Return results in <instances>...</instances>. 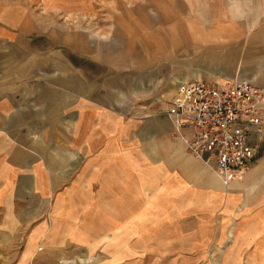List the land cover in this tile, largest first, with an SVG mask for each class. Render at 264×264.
Instances as JSON below:
<instances>
[{"label": "crops", "instance_id": "0c3cea01", "mask_svg": "<svg viewBox=\"0 0 264 264\" xmlns=\"http://www.w3.org/2000/svg\"><path fill=\"white\" fill-rule=\"evenodd\" d=\"M200 1L172 0L151 25L141 15L134 45L113 62L86 50L82 33L44 25L68 13L67 0H0V263L111 254L115 236L179 252L229 233L227 245L241 247L252 234L239 231L264 229V138L224 186L162 113L182 81L264 88V23L213 20L211 0Z\"/></svg>", "mask_w": 264, "mask_h": 264}, {"label": "rangeland", "instance_id": "374dc122", "mask_svg": "<svg viewBox=\"0 0 264 264\" xmlns=\"http://www.w3.org/2000/svg\"><path fill=\"white\" fill-rule=\"evenodd\" d=\"M67 1L68 13L53 11L51 21L44 25L50 26L52 30L58 29L61 24L67 25L70 38H73L76 32L82 33L85 36L83 39L86 40V50L92 54L101 52L113 62L122 61L120 59L123 58L126 46L134 45V34H139L141 15H144L147 24L151 25L152 15L157 11L171 14L177 8L171 4L172 0H81L83 5H88L82 10H76V1L79 0ZM203 7L206 10L212 9V12L205 16L213 20L217 18L230 23L241 17L239 19L248 22L264 23V0H211L209 7ZM36 8L37 11L40 10V7ZM189 9V6H186L185 10ZM182 14L181 17H184L187 12ZM220 24V21L212 22L210 28L218 29ZM164 68L166 75L169 70L166 68L169 67ZM166 88L167 85L163 86V92ZM159 98L164 100L162 96ZM166 101L165 99L164 102ZM259 225L253 230L239 231L244 237L252 234L249 238L235 239L238 242L242 240L241 247L237 242L232 247L227 245L233 239L229 233L221 245L197 244L185 251H182L181 247L179 252H174L171 247L152 245L150 237L144 240V245L140 244L139 237L123 245V240L115 236L109 239L114 248L111 254H107V251L92 253L87 249H66L47 256L39 255L37 260L30 264H264V229ZM119 241L122 245H119ZM102 247L107 249L106 245H101L100 250ZM237 257L238 259H235Z\"/></svg>", "mask_w": 264, "mask_h": 264}, {"label": "built area", "instance_id": "2783aa9c", "mask_svg": "<svg viewBox=\"0 0 264 264\" xmlns=\"http://www.w3.org/2000/svg\"><path fill=\"white\" fill-rule=\"evenodd\" d=\"M162 113L172 137L226 186L264 138V88L242 77L179 82Z\"/></svg>", "mask_w": 264, "mask_h": 264}]
</instances>
